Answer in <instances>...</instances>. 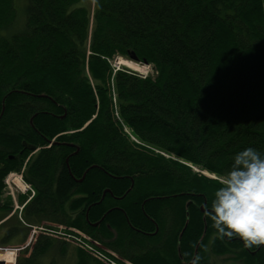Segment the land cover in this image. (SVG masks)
<instances>
[{
	"label": "trees",
	"instance_id": "1",
	"mask_svg": "<svg viewBox=\"0 0 264 264\" xmlns=\"http://www.w3.org/2000/svg\"><path fill=\"white\" fill-rule=\"evenodd\" d=\"M79 1L24 0L18 19L0 0V201L19 172L34 191L19 199L24 228L79 230L118 264L107 250L132 264H264V246L214 239L205 216L234 153L264 150V0ZM130 54L153 73L112 66ZM43 234L16 264L68 246L75 264H105Z\"/></svg>",
	"mask_w": 264,
	"mask_h": 264
},
{
	"label": "clouds",
	"instance_id": "2",
	"mask_svg": "<svg viewBox=\"0 0 264 264\" xmlns=\"http://www.w3.org/2000/svg\"><path fill=\"white\" fill-rule=\"evenodd\" d=\"M205 216L212 222L214 239L236 238L249 249L264 246V150L246 147L234 153Z\"/></svg>",
	"mask_w": 264,
	"mask_h": 264
},
{
	"label": "rangeland",
	"instance_id": "3",
	"mask_svg": "<svg viewBox=\"0 0 264 264\" xmlns=\"http://www.w3.org/2000/svg\"><path fill=\"white\" fill-rule=\"evenodd\" d=\"M92 2L93 0H80L77 4L80 6L88 7L92 4ZM14 4L16 6V10L18 13V19L22 18L24 16L23 15L24 0H15ZM121 60L132 62L134 63L135 66H127L126 64L120 63L119 61ZM111 63L116 70L124 68L139 74L141 77H146L147 75H151L153 73V68L151 65L146 64L145 62H140L135 59L125 58L120 55L115 56V58L111 60ZM153 151L155 153L161 154L157 149H153ZM161 155L168 158H173L172 156H169L167 154L165 155L161 154ZM193 170L206 173L205 171H201L198 167H194V166H193ZM5 182L4 183L6 185V190H9V194L13 197V199L15 198V196L17 197L18 194H20V196L29 194V190H26L24 182L21 179V174L19 172L11 171L6 176ZM19 207L22 208L23 207L22 204L14 202L13 208L14 210L16 209V215L11 217L7 221H3V220L0 221V247L4 248V250L0 251V264H16L18 257L29 256V254L31 253V247L33 242L36 240V237L39 234H41V232L38 231V229L37 230L35 229L36 232L33 234L32 228H29L30 230H27L26 228L23 227L24 221L22 220L21 217L22 209H19ZM43 224L44 222H41L36 226L41 227L43 226ZM32 234H33V238L31 240L30 238ZM50 237L56 238L54 236H50ZM17 248H19L20 250L17 251ZM26 248H28L27 251H24V249ZM219 261L220 259L218 258L217 264H222V262ZM32 264H75V260L72 254V247L68 246L66 253L63 256H60L55 252L51 251L42 258L37 259V261Z\"/></svg>",
	"mask_w": 264,
	"mask_h": 264
},
{
	"label": "built area",
	"instance_id": "4",
	"mask_svg": "<svg viewBox=\"0 0 264 264\" xmlns=\"http://www.w3.org/2000/svg\"><path fill=\"white\" fill-rule=\"evenodd\" d=\"M124 130L129 135V138H130L131 141L135 142L136 144H141L137 140V138L129 132V130L126 127H124ZM156 152H158V151H156ZM159 152L161 154L165 155V153H163L161 151H159ZM21 179L24 182L26 190L30 191V196L29 197H31L34 194V191L31 189L29 184L23 180L22 175H21ZM19 209H21V207H19ZM43 226H41V227H37V226L33 227V232L35 233L36 230L38 229V231H40L41 233H45L47 235L54 236V237H56L58 239H63V240H66V241H73L77 245L83 247L91 255H93L94 257H96L99 260L103 261L105 264H118L117 262H115L110 257H108L107 255H105L104 253H102L100 251L99 248H102V247H101V245H100V243L98 241L92 239L90 236L86 235L85 233H83V232H81L79 230L73 229V228H66L65 226H61V225L57 226L56 230L46 229ZM66 230H70L72 232L69 233V232H66ZM18 250H19V248H17V251ZM107 252L112 254L113 256L117 257L118 259L123 260L125 264H132L131 262L120 258L118 255H116L115 253H113V252H111L109 250H107Z\"/></svg>",
	"mask_w": 264,
	"mask_h": 264
},
{
	"label": "flooded vegetation",
	"instance_id": "5",
	"mask_svg": "<svg viewBox=\"0 0 264 264\" xmlns=\"http://www.w3.org/2000/svg\"><path fill=\"white\" fill-rule=\"evenodd\" d=\"M9 159H16V157L14 155H9ZM23 172V169L20 171ZM6 178V177H5ZM5 182V179H4ZM6 183V182H5ZM32 187V186H31ZM26 199L25 201H28L31 197H29V194L25 195ZM19 199H20V194H18V196L13 199V197L9 194V190H6V185L4 186V188L2 189V193H1V201H0V215H2L3 213H5L4 217L2 218L3 221H7L9 220L11 217H13L14 215H16V209L14 210V202L15 203H19ZM10 202H9V201ZM6 203H10L8 204L10 206V209L7 211H5V208L2 209ZM13 203V204H12ZM5 218V219H4ZM1 220V221H2ZM44 225H46V223H44ZM31 228L33 229V227L31 226ZM34 234V232H33ZM33 237V236H32Z\"/></svg>",
	"mask_w": 264,
	"mask_h": 264
},
{
	"label": "water",
	"instance_id": "6",
	"mask_svg": "<svg viewBox=\"0 0 264 264\" xmlns=\"http://www.w3.org/2000/svg\"><path fill=\"white\" fill-rule=\"evenodd\" d=\"M130 58H131V59L138 60L137 57H136L134 54H130ZM23 145H24L25 147H27L28 149L32 150V151H36V150H37V148H36L35 145L27 144L25 141L23 142ZM1 250H4V248H3V247H0V251H1Z\"/></svg>",
	"mask_w": 264,
	"mask_h": 264
},
{
	"label": "bare ground",
	"instance_id": "7",
	"mask_svg": "<svg viewBox=\"0 0 264 264\" xmlns=\"http://www.w3.org/2000/svg\"><path fill=\"white\" fill-rule=\"evenodd\" d=\"M120 63H123V64H126L127 66H135L134 65V63H132V62H129V61H123V60H121V61H119ZM183 162V161H182ZM196 167V166H195ZM38 191V190H37ZM204 207V206H203Z\"/></svg>",
	"mask_w": 264,
	"mask_h": 264
},
{
	"label": "crops",
	"instance_id": "8",
	"mask_svg": "<svg viewBox=\"0 0 264 264\" xmlns=\"http://www.w3.org/2000/svg\"><path fill=\"white\" fill-rule=\"evenodd\" d=\"M130 139V138H129ZM29 186L31 187V185L29 184ZM32 188V187H31ZM45 223V222H44ZM44 225V224H43Z\"/></svg>",
	"mask_w": 264,
	"mask_h": 264
}]
</instances>
